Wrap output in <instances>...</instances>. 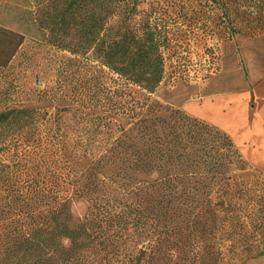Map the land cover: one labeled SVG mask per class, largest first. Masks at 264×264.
<instances>
[{"label": "trees", "instance_id": "16d2710c", "mask_svg": "<svg viewBox=\"0 0 264 264\" xmlns=\"http://www.w3.org/2000/svg\"><path fill=\"white\" fill-rule=\"evenodd\" d=\"M0 22L38 50L0 69V94L5 77L52 72L56 87L41 96L57 105L0 110V264L189 261L190 242L211 228L210 185L246 164L207 123L218 149L204 141L199 149L174 126L167 141L157 129L170 123L153 118L159 105L150 97L161 85L197 81L178 75L192 48L264 34V0H0ZM111 116L129 120L130 133L112 141L103 133L99 155L89 153ZM111 164L118 170L106 175ZM153 172L152 182L137 177ZM74 199L87 203L77 223Z\"/></svg>", "mask_w": 264, "mask_h": 264}, {"label": "rangeland", "instance_id": "374dc122", "mask_svg": "<svg viewBox=\"0 0 264 264\" xmlns=\"http://www.w3.org/2000/svg\"><path fill=\"white\" fill-rule=\"evenodd\" d=\"M200 35L199 32L190 34L192 46L196 45ZM22 50L31 54L38 51L32 48L17 26L0 22V69L7 70ZM185 57L189 59L188 68L178 75L197 81L178 83L173 87L161 85L150 97L151 103L159 105L152 114L153 118L170 123L169 127L163 125L157 129L158 133L165 136L174 126L185 140L195 142L199 149H202L203 141L206 142L207 151L213 143L218 149L220 141H217L214 131L204 126L206 122L223 129L225 133L220 131L228 133L233 142V137L237 142L241 138L246 139L243 128L253 120L247 114L254 109L264 113V105L256 102L258 97L264 98V34H238L230 40H208L200 47L192 48ZM3 81L1 90L5 91L0 94V110L46 107L54 112L57 105L44 103L41 96L45 90L56 87L52 72L37 75L36 79L31 75L29 78L20 75L17 79L5 77ZM36 81H39V86ZM9 84H17L22 90L13 91ZM194 119L198 120L194 122ZM83 125L79 121V125L74 127L73 140L78 138ZM213 125L208 124V127ZM121 129L129 134L132 129L130 121L111 116V125L99 129L89 153L99 155L103 139L108 137L103 133H111L112 141ZM166 137L167 141L172 140L171 135ZM244 153L258 164L264 163L262 154L248 156ZM241 157L246 165H238V168L241 166L243 170H236L233 165L229 174L210 185L207 196L211 200L207 205L210 230L198 234L190 242L189 261L174 258L171 264H264V209L261 206L264 207V166L256 167ZM117 170L118 165L111 164L103 172L107 175ZM137 177L143 182H152L157 174L153 172ZM202 199L206 196L203 195ZM70 210L73 221L77 223L84 217L87 203L85 200H71Z\"/></svg>", "mask_w": 264, "mask_h": 264}, {"label": "crops", "instance_id": "0c3cea01", "mask_svg": "<svg viewBox=\"0 0 264 264\" xmlns=\"http://www.w3.org/2000/svg\"><path fill=\"white\" fill-rule=\"evenodd\" d=\"M256 102L262 103V105H264V98L258 97V100ZM247 115L248 116L251 115V118H253V120L252 123L251 122L247 123L243 128L244 131L243 134L245 135L246 139L241 138V141L238 140L237 142V140L233 137L235 142L234 143L230 138V135L228 133L226 135L231 139L233 144L236 146L238 152L245 158V160H247L249 163L253 164L256 167L264 166V163L258 164L257 161H252L244 153L246 152L248 156H252V153L262 154L264 156V113L259 109L258 110L254 109L253 112H251V114L249 113ZM206 123L213 125L212 123L209 122ZM219 130L223 131V129H219Z\"/></svg>", "mask_w": 264, "mask_h": 264}, {"label": "water", "instance_id": "95a60500", "mask_svg": "<svg viewBox=\"0 0 264 264\" xmlns=\"http://www.w3.org/2000/svg\"><path fill=\"white\" fill-rule=\"evenodd\" d=\"M36 85L39 86V81H36Z\"/></svg>", "mask_w": 264, "mask_h": 264}]
</instances>
